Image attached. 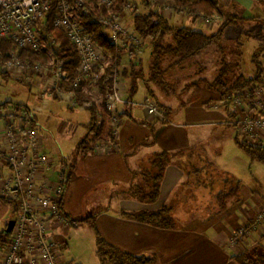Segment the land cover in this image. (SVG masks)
<instances>
[{
	"label": "crops",
	"instance_id": "1",
	"mask_svg": "<svg viewBox=\"0 0 264 264\" xmlns=\"http://www.w3.org/2000/svg\"><path fill=\"white\" fill-rule=\"evenodd\" d=\"M232 1L245 4L248 10H252L255 5L253 0H220L221 4L227 6ZM131 18V13L127 14L124 17L123 24L128 30L133 31ZM119 53L122 56V63L119 66L130 70L128 51L122 50ZM49 81V76H41L35 79L34 87L40 93ZM148 85L147 88L150 86ZM122 87L125 99L127 95L130 98L132 78H127L125 75ZM86 90L90 92L91 104L95 102L96 105H99L96 108V111H98L96 113L97 122L106 119L107 115L104 112L103 104L104 93L101 87L99 85H87ZM216 98L217 95L209 100L203 98L201 108L196 109V113L204 123L211 122L215 124L220 122L219 124L226 125L229 115L224 108L213 107ZM40 99L42 106L47 108L54 100L65 103L71 109L77 108L55 94L46 95L45 98L40 96ZM148 100H151L149 93L141 105H123L119 108V115L122 116V126L119 129L117 146L113 148L100 147L87 156L78 158L76 162H73L72 159L77 146L71 149V154H68L60 145L54 144L51 138L44 135L40 130V147L43 153L48 156L49 163L48 169L39 172L38 182L53 188L58 181L65 180L67 171L69 172V169H71L72 178L64 196V212L70 217L80 216L85 211L84 202L87 198H92V201L96 204L102 200H107L112 208L107 209L104 214L95 218L100 234L110 244L125 252L153 256L155 258L154 264H238L236 261L237 256L248 253L255 248L264 249V198H258L253 193L254 190L242 185L240 201L229 200L223 213L198 220H187L186 223L177 226L175 229L155 228L130 220L122 215V212L158 211L165 205L172 206L174 211L177 202L184 206L189 203L188 195H182L183 193L179 191L176 194L177 190L189 191L193 187V184H190L193 180L191 178L187 179L185 170L179 166L180 163H185V150L189 148V136L186 130L179 125L170 124V114L172 113L168 106L166 107L169 108V115L165 123H162L160 119L149 116L144 107ZM43 107L33 109L38 130L42 126L40 117L43 115ZM80 109L89 112V120L79 126L72 123L61 124L59 131L62 134L64 133L67 139H73L81 126L85 127L86 130V126L92 120L90 108ZM213 111L221 112L219 114L213 113ZM100 115L101 118H99ZM50 121V117L45 118V124ZM3 124L1 119L0 130ZM82 134L81 139L85 133L82 132ZM159 152H169L174 156L172 164L165 171L159 199L153 204H146L130 198L125 192L133 185H144L143 172L150 167L149 159ZM72 163L75 167L69 168L68 165ZM65 166L68 167L67 170ZM262 179L264 178L261 175L256 177L259 182L263 181ZM187 180L189 182L185 185L184 183ZM189 196L195 198L194 194ZM13 207L17 212L16 206L13 205ZM218 210L216 208L214 212ZM8 211L7 204L0 200V224L4 221ZM88 212L89 217H92V211ZM65 219L67 218L65 217ZM68 220H66L67 223L55 221L48 224V238L55 243V248L57 244L64 243L59 228L63 230V227H66L70 222ZM7 228L8 225L3 233L6 234ZM237 234L241 237H239L237 243L232 244ZM10 239L11 236L7 239V244ZM56 240H59V243H56ZM6 246L2 251L0 250V264L7 251Z\"/></svg>",
	"mask_w": 264,
	"mask_h": 264
},
{
	"label": "built area",
	"instance_id": "2",
	"mask_svg": "<svg viewBox=\"0 0 264 264\" xmlns=\"http://www.w3.org/2000/svg\"><path fill=\"white\" fill-rule=\"evenodd\" d=\"M95 4L105 8L106 12L94 11ZM114 5L115 0H0V42L12 41L17 47L1 67L3 71L14 73L16 78L25 79L29 83H34L41 76H49V83L40 91L41 98L55 94L70 102L73 107L84 109L91 108L92 104H81L77 99L80 86L83 83L97 86L102 82L105 88L104 110L111 118L114 140L97 144L94 150L117 146L121 125L119 108L134 103L123 96L125 69L113 63L110 73L105 75L106 50L95 39V33L86 31L75 18L73 7L92 15V22L100 26L118 53L134 47L138 56L143 40L134 30L129 31L122 25L124 15L130 7L126 5L127 10L121 14L112 12ZM165 12L180 17L185 14L182 10L176 11L169 6L165 7ZM50 13L54 14V28L64 32L80 58V76L68 91L61 87L66 80L63 62L57 61L54 55L58 44L48 31L47 19ZM200 18L205 19V22H213L217 17ZM43 49H47L51 59L49 65L23 61L17 52L25 50L39 53ZM225 99L231 103L232 111L236 113L234 122L229 117L228 123L240 128L252 142L249 145L264 146V71L261 82ZM146 107L149 114L159 115L160 120L165 119L162 110H158L155 104L149 102ZM1 119L4 124L0 130V198L15 205L18 212L1 264H61L55 251V243L48 238L47 228L49 223L55 221L67 223L59 206L60 197L66 194L64 179L58 181L53 188L38 182L39 172L48 169L49 162L48 156L40 147L33 110L2 108ZM69 223L68 225L71 224ZM239 237L241 236L237 234L232 244L237 243Z\"/></svg>",
	"mask_w": 264,
	"mask_h": 264
},
{
	"label": "rangeland",
	"instance_id": "3",
	"mask_svg": "<svg viewBox=\"0 0 264 264\" xmlns=\"http://www.w3.org/2000/svg\"><path fill=\"white\" fill-rule=\"evenodd\" d=\"M137 1L139 0H126L120 11L112 9V12L119 11L123 14L127 10L125 6L128 5L130 8L124 16L129 13L132 15L131 3ZM254 4L252 10H248L245 4H238L235 1L230 2L228 6L221 4L226 11L232 10L234 15L246 19L238 20L235 25L230 26L219 46L207 49L198 56L177 63L172 67L171 64L174 61L166 60L164 63V69L167 72L165 82L162 85L153 82L149 84L150 86L148 85L153 90L154 98L151 96V100H148L147 103L155 104L158 110H162L160 105L170 107L172 113L170 114V124L183 127L189 136V148H186L184 158L186 168L192 172L191 179L193 181L190 184H193V187L189 191L177 190L183 193L182 195L187 194L189 202L185 206L177 202L174 206L172 216L177 226L186 223L187 220H198L215 215L216 211L214 212V210L217 208L215 197L237 182H241L243 187L254 190L253 193L258 198H264V179L260 182L256 180L258 175L264 178V164L253 162L251 157L239 146V143L252 144V142L244 136L239 127L231 123L226 125L219 124L220 122L215 124L211 122L204 123L196 113V109L201 108L203 98L209 100L217 95L213 107L224 108L225 111L228 108L231 113V116L228 117L234 122L233 118L236 113L232 111L231 103L225 99L231 93L221 95L215 89H210L209 85L219 75L221 67L225 64L224 61L232 62L235 65L232 66L227 77L228 85L232 84L240 75L247 79L255 77L258 63L264 67L263 51L259 52L258 57L255 59L258 62L253 61L256 50L264 45V4L261 5L255 2ZM93 6L94 11L97 13H101L102 10L106 12L105 8L98 7L97 4ZM165 7L161 10V13L164 16L166 15L165 17L176 26H186L209 35L216 33L223 22L221 16H216L217 18L213 22H205V19L200 18L204 17L201 14H198L200 17L196 19L195 15L190 14L185 9H181L185 12L182 17L173 14L170 16L169 12H165ZM140 12L146 13L147 11L141 7ZM175 18L176 20H174ZM124 27L126 28L125 25ZM166 41V44H169L172 39L168 37ZM140 48L141 53L136 56L138 60L142 61V65L137 70H142L143 79L146 80L150 73L149 64L152 50L151 46L144 41ZM49 68L52 69L50 66ZM128 71L127 78L130 77V70ZM2 73L8 72L3 71L2 68L0 70V105L6 103L19 104L25 105L31 110L43 107L39 90L34 87L35 83H29L25 79L18 82L15 80L18 78L15 77L16 74L14 73H9L10 78L4 79ZM143 79L137 82L139 84L134 99L131 100L127 95L126 100H131L134 106L141 105L148 96V88ZM147 103L144 104L147 114L155 119H161L159 115L148 113ZM220 112L213 111V113L219 114ZM242 112L244 111L242 110ZM162 114L164 115L163 110ZM88 116L89 112L87 110L71 109L65 103L54 100L48 108L43 107V115L40 117L42 126H40L39 132L41 130L44 135L51 138L54 144L60 145L66 153L71 154V149H74L80 142L83 136L82 132L86 133L85 127L81 126L73 139H67L66 135L59 131V127L61 124L68 123L79 126L89 120ZM46 117L51 118L48 124H45ZM197 170H202L201 174L194 173ZM191 194H194L195 198L189 196ZM7 206L9 211L5 215L2 224H0V233L4 232L6 226L12 220L16 221L18 217L13 205L7 204ZM84 206L83 215L72 216L69 218L71 224L69 223L70 225L63 227V230L59 228L60 232L58 231L64 243L57 244L55 251L58 259H60L59 261L66 264H100L96 255L95 230L90 225L80 221L89 217L88 211H92L91 215L97 217L104 214L107 209H111L112 206H109L107 200H102L96 204L92 201V198H87ZM259 219L261 220V218ZM9 238L10 236L7 239ZM58 241L56 243H59Z\"/></svg>",
	"mask_w": 264,
	"mask_h": 264
},
{
	"label": "trees",
	"instance_id": "4",
	"mask_svg": "<svg viewBox=\"0 0 264 264\" xmlns=\"http://www.w3.org/2000/svg\"><path fill=\"white\" fill-rule=\"evenodd\" d=\"M255 3L264 4V0H253ZM153 2V4H152ZM126 3V0H115V5L113 10H119ZM133 12H132V26L136 34L145 42L151 46V61L149 64V77L145 80L143 79L142 70H137L142 65V61L138 60L134 47L128 50V60L130 77L132 78V92L130 98L136 95L138 89V81L143 79L146 84H151L152 82L158 85H162L165 82L166 70L164 69L165 61H174L171 64V67L177 63L189 60L193 57L198 56L207 49H210L214 46H219L221 41L224 38L226 30L237 23L238 20L246 19L234 15L232 10L226 11L221 5L219 0H139L137 2L131 3ZM165 6H170L174 10L178 11L185 9L190 14L195 15V18H199L198 14L204 15V17L211 16H221L223 22L220 24L218 31L214 34H207L203 31L191 29L186 26H176L169 19H167L162 13L161 10ZM99 7V6H98ZM146 9V13H141L140 8ZM75 12V18L84 26L85 30L88 32L95 33V39L99 41L100 45L105 48V65L107 69L105 75L110 73L112 68V63L116 62L118 65L122 63V56L117 52L115 47L110 42L109 38L102 32L100 26L92 22V15H87L83 10L73 7ZM118 11V12H119ZM54 17L53 13L48 15L47 26L48 31L53 35L57 44L58 50L55 51V58L57 61L63 62V70L65 73V81L62 84V89L68 91L73 86L75 80L80 76L79 64L80 58L79 55L66 37L64 32L54 28L52 24V19ZM249 19V18H248ZM254 19V18H251ZM170 37L172 42L166 44V39ZM17 50L15 43L12 41H2L0 42V66L4 65L11 52ZM47 49H43L42 52L33 53L25 50H19L18 56L23 61L30 62H42L48 64L50 62V57L48 56ZM264 52V45H261L253 56V61L258 57L259 52ZM223 66L219 71L217 78L209 85L210 89H215L221 95H226L228 93L233 94L234 92H239L244 89H249L252 86H255L257 83L261 82L262 73L264 67L262 64L258 63V69L255 77L245 78L243 75L238 76V78L230 85L227 83V77L231 72L232 62H223ZM125 69L124 75H127L129 72ZM4 79L10 78L9 73H2ZM18 82H21V79H15ZM86 84L83 83L78 92L77 99L81 104L85 102H90L91 95L88 90H86ZM102 92H105V88L102 82L99 84ZM149 94L154 98L153 90L148 87ZM104 104V102H103ZM102 105V104H100ZM99 105H96L94 102L90 111L92 112V120L86 126V133L84 137L80 140L77 145L75 154L73 156V162H76L78 158H83L89 153L94 151V147L97 144L111 142L114 140L113 132L111 128V118L106 113L107 118L103 119L100 122H97L96 119V108ZM15 108L27 109L29 107L19 104H2V108ZM160 108L164 111L165 119L161 120L162 123H165L167 116L169 115V108L164 105H160ZM227 114L230 115L228 108L226 109ZM231 116V115H230ZM119 118L122 122V116L119 115ZM35 122V121H34ZM36 124V122H35ZM154 132V131H153ZM239 146L251 157L253 162L264 164V146L249 145V144H240ZM174 156L169 152H159L155 153L149 159V168L143 172L144 176V185L137 186L133 185L130 189L125 192L129 195L130 198H133L139 202L146 204H153L157 202L160 197L161 184L164 178L165 171L169 165L172 164ZM179 166L185 170L187 174V179L191 178L192 172H190L185 163L179 164ZM68 167H75V165L69 164ZM66 170H67V168ZM202 170H197L194 173H200ZM72 178V171L69 169L65 175V180L63 181V187L65 193L69 188V184ZM187 180L185 185L188 184ZM183 184V185H184ZM240 189L241 182L231 185L226 190L221 191L216 197V205L219 209L215 215L223 213L228 205L229 200L233 199L236 202L240 201ZM178 194V191L177 193ZM5 204H12L9 201H6L3 198H0ZM64 196L59 199V206L61 210V215L65 216L67 219L71 218L68 216L63 209ZM173 207L170 205H165L158 211H139V212H122V215L130 220L144 223L146 225L159 228V229H175L177 225L175 224V219L172 216ZM96 217H88L80 222H85L90 225L96 233V255L99 259L100 264H154L155 258L149 255H135L121 250L120 248L115 247L110 244L99 232L95 223ZM8 234L0 233V250L2 251L6 244ZM238 264H264V249L255 248L248 253L239 255L236 257Z\"/></svg>",
	"mask_w": 264,
	"mask_h": 264
},
{
	"label": "water",
	"instance_id": "5",
	"mask_svg": "<svg viewBox=\"0 0 264 264\" xmlns=\"http://www.w3.org/2000/svg\"><path fill=\"white\" fill-rule=\"evenodd\" d=\"M15 223L16 221L15 220H12L9 224H8V228H7V231H6V234H10L15 226Z\"/></svg>",
	"mask_w": 264,
	"mask_h": 264
}]
</instances>
